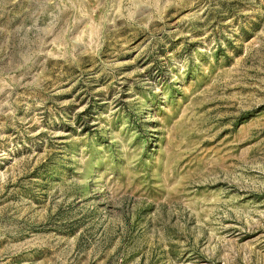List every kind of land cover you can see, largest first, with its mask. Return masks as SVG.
<instances>
[{
    "label": "rangeland",
    "instance_id": "374dc122",
    "mask_svg": "<svg viewBox=\"0 0 264 264\" xmlns=\"http://www.w3.org/2000/svg\"><path fill=\"white\" fill-rule=\"evenodd\" d=\"M0 264H264V0H0Z\"/></svg>",
    "mask_w": 264,
    "mask_h": 264
}]
</instances>
